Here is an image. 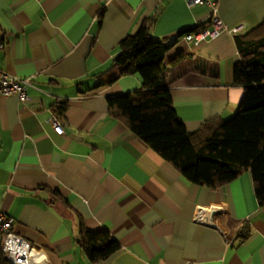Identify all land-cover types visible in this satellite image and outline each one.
I'll list each match as a JSON object with an SVG mask.
<instances>
[{"label":"crops","instance_id":"0c3cea01","mask_svg":"<svg viewBox=\"0 0 264 264\" xmlns=\"http://www.w3.org/2000/svg\"><path fill=\"white\" fill-rule=\"evenodd\" d=\"M217 13L240 32L186 43L182 31L210 28L207 7L0 0V71L31 83L24 103L0 96V211L47 264H264V206L250 172L216 189L192 184L113 118L106 102L141 90L138 75L108 83V70L119 42L148 21L153 38L173 43L163 64L186 131L198 140L206 124L231 118L243 95L233 82L241 63L235 37L264 21V0H218ZM57 105L65 106L60 115ZM198 212L211 224L196 222ZM79 223L105 229L119 252L89 262Z\"/></svg>","mask_w":264,"mask_h":264},{"label":"trees","instance_id":"16d2710c","mask_svg":"<svg viewBox=\"0 0 264 264\" xmlns=\"http://www.w3.org/2000/svg\"><path fill=\"white\" fill-rule=\"evenodd\" d=\"M203 28L182 31L178 37ZM235 44L241 63L233 68V82L243 87L238 109L228 120L206 124L198 140L186 131L173 109L163 64L173 43L153 38L148 21L119 42V53L108 70V83L121 76L138 75L141 90L108 97L106 102L113 118L122 121L190 183L216 189L248 170L255 199L264 206V21L235 37ZM64 110V105H57L54 112L60 115ZM78 243L91 263L106 261L120 250L105 229L90 232L81 223ZM0 255L1 264H9L1 251Z\"/></svg>","mask_w":264,"mask_h":264},{"label":"built area","instance_id":"2783aa9c","mask_svg":"<svg viewBox=\"0 0 264 264\" xmlns=\"http://www.w3.org/2000/svg\"><path fill=\"white\" fill-rule=\"evenodd\" d=\"M187 6H205L209 11L210 28H203L182 35L186 43H198L206 39H213L221 32L238 34L241 26L228 28L218 17V0H183ZM3 48L0 45V49ZM31 87L30 79H21L14 75L0 71V96H15L24 103L27 100V90ZM49 123L55 133H63L62 125L55 115L49 118ZM194 220L200 224L209 225V217L198 212ZM227 243H230L227 240ZM0 251L9 264H47L43 253L34 249L22 236L13 231V219L0 211Z\"/></svg>","mask_w":264,"mask_h":264},{"label":"bare ground","instance_id":"6f19581e","mask_svg":"<svg viewBox=\"0 0 264 264\" xmlns=\"http://www.w3.org/2000/svg\"><path fill=\"white\" fill-rule=\"evenodd\" d=\"M201 215H202V213H201Z\"/></svg>","mask_w":264,"mask_h":264}]
</instances>
